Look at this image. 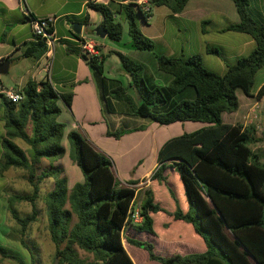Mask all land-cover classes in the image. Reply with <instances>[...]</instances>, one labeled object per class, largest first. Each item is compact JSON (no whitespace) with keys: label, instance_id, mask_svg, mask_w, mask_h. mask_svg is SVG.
Masks as SVG:
<instances>
[{"label":"trees","instance_id":"obj_1","mask_svg":"<svg viewBox=\"0 0 264 264\" xmlns=\"http://www.w3.org/2000/svg\"><path fill=\"white\" fill-rule=\"evenodd\" d=\"M186 1L147 0L144 6L130 1L117 3L113 9L100 2L88 3L100 14L99 24L107 39L118 41L124 22L132 49L150 52L156 69L170 76L167 84H156L143 75L141 63L113 51L128 75L127 86L134 90L136 101L119 80L103 75V62L109 53L80 52L106 114L138 116L159 125L175 121L204 123L168 138L157 150L156 167L148 180L163 184L172 207L155 201L149 186L142 190L138 201L134 187L137 181L120 184L113 175L110 158L77 130L69 131L66 138L68 156L78 166L82 180L67 188L62 166L52 162L64 153L60 143L64 125L57 116L62 107L69 108L71 92L56 91L47 79L27 80L19 89L18 101L0 94L4 129L0 174L8 169L22 171L29 186V191L10 193L6 198L7 211L17 225L13 231L18 233L17 241L27 251L28 260L2 243L0 257L16 264H41L28 238L29 226L38 217L39 198L47 238L53 246L50 264L54 258L56 264H138L135 253L140 257L138 253L142 252L131 251L127 244L142 248L147 260L157 264H264V163L252 149L260 138L252 125L229 124L220 117L222 112L236 110L237 89L245 96L254 90V74L264 65V25L248 12V0H232L238 21L224 30L248 34L254 46L233 63H225L223 73L206 68L199 54L166 56L154 52V42L140 31L137 17L145 20L150 9L160 5L176 13ZM22 44L24 57L36 58L45 50L43 40L37 37ZM205 52L220 56L215 46H206ZM261 96L264 83L255 91L256 98ZM143 127L107 128L105 133L118 138ZM42 159L49 162L47 167L40 168ZM47 179L51 187L40 196V184ZM135 200L138 222L130 219ZM21 201L29 206L23 215L14 206ZM157 212L167 221L164 226L174 221L184 228L189 241L170 235L169 229L163 230L166 247L164 244L162 252H157L150 242L134 238L132 234L139 232L151 240L156 237L153 214ZM192 236L199 239L202 250L177 253L175 250L182 243H190Z\"/></svg>","mask_w":264,"mask_h":264},{"label":"crops","instance_id":"obj_2","mask_svg":"<svg viewBox=\"0 0 264 264\" xmlns=\"http://www.w3.org/2000/svg\"><path fill=\"white\" fill-rule=\"evenodd\" d=\"M130 1H135L137 4L144 6L147 0H0V61H8L6 71L0 74V84L3 87L10 86L4 84L3 76L12 70L9 78L16 81L12 85L13 88L20 89L27 80L47 79L56 91L71 92L69 108L62 107L57 116V120L64 125L60 140L64 153L61 158L52 162L54 165L59 164L62 166L67 188L82 180V174L78 166L69 158L68 152L65 151V147L68 145L66 134L69 131H79L97 150L104 154L110 152L109 148L103 145L104 143L110 144L113 141H121L126 136H136L137 141L123 153V158L133 151L135 152V149L142 147L147 136H149V141L152 142L159 140L163 135L162 129H160L163 128L162 125H157L155 122L143 123V129L123 133L120 135L119 140L106 135L105 118L103 119L100 113L98 88L94 85L85 58L80 55V52H83L78 48V39L87 37L88 23L92 21L96 12L88 6L89 2H100L113 9L117 3ZM252 4L255 7H249L248 2V12L255 20L264 25V0H252ZM29 15L33 17L48 16L52 19L51 31L54 40L47 72L42 68V54L36 58L24 57L21 54L22 43L32 40L27 20ZM117 17L118 15H115V19ZM237 21L238 16L232 0H187L179 12L171 13L166 6L160 5L152 7L149 16L145 20L137 17V24L141 32L153 40L154 46L160 45L163 47V52L156 53L166 56L199 54L203 65L205 66V60L210 62L217 73H223L226 69L225 63H233L237 57L244 55V52L250 51L254 46V40L248 34L224 30L226 26ZM76 23L80 24V28L79 32L76 33L77 36H74L72 34L75 33L73 26ZM95 42L98 46L97 52L103 53L101 47L104 44L98 41ZM209 45L217 47L220 56L206 53L205 48ZM227 51H230L229 55H227ZM210 56H214L215 59H211ZM205 67L211 70V68ZM263 83L264 79L255 86L250 96H245L242 92L238 96L236 92L238 100L236 110L229 113L222 112L220 117L222 122L225 123L233 124L237 122L243 126L252 125L254 127V133L260 140L252 146V149L259 154L260 161L264 163V96L255 97L256 89ZM255 105H258L256 110L258 113L257 121H244L245 113ZM114 116L120 115L107 113L105 120L115 126L121 125L120 123L123 121H128L130 117L124 115L125 117H120L116 121ZM177 122L180 121L167 125L175 126L179 124ZM199 123V127L204 125L202 122ZM136 126L125 124L124 127L132 129ZM149 129H151L150 133L148 132ZM152 131H155V133ZM3 133V121L0 117V139ZM165 140H167V137L155 143V160L146 169L142 165L141 153H134L130 166L123 165L124 161H122L120 155L113 151L111 154L115 163H117V169H124L123 176L127 177L128 180L137 181L134 187L138 201L142 197V190L149 186L153 191L155 201L163 206L166 204L168 207H172V200L163 184L148 180L149 175L156 167L157 150ZM1 151L0 146V154ZM129 168H139L141 171L130 177L128 174ZM10 170L13 169H8L0 174V219L6 218L5 226H7L10 216L6 203V198L11 189L10 179L8 178ZM22 175L23 172H20L21 177ZM176 191L180 197L179 189H176ZM136 203L135 200L133 208H137ZM180 203L184 206L182 199ZM192 239L190 243H182L181 247L175 251L179 254L201 251L202 245L199 239L194 236H192ZM171 249L173 248H169V250ZM138 254L142 257V253Z\"/></svg>","mask_w":264,"mask_h":264},{"label":"rangeland","instance_id":"obj_3","mask_svg":"<svg viewBox=\"0 0 264 264\" xmlns=\"http://www.w3.org/2000/svg\"><path fill=\"white\" fill-rule=\"evenodd\" d=\"M248 2H249V7H251V8L255 7V5L252 4V0H248ZM100 18H101L100 14L96 11L95 16L92 19V21H90L88 23L86 33H87L88 38H91L94 41L102 42L104 44L101 47L103 53H109L103 62V75L105 77L115 78V79L119 80L120 83L126 88V91L133 97V99L135 101L137 100V96H136L134 90L132 89V87L127 86V83L129 80L128 75L126 74V72H124L121 69L118 57L113 53V51H119L120 53H122L126 57H128L129 59H131L135 62L141 63L143 65V69H144L143 75L146 78H148L150 81H153L159 85L167 84L170 76L168 74L160 72L156 69L155 60H154L152 54L150 52L132 49V47L130 46V38L126 32L125 23H123V22L121 23L122 24V32L120 35V39L118 41H111V40L107 39L106 37L99 38V37L95 36L93 33V30L96 26L99 25ZM116 20H118V18H116ZM163 50H164L163 47L160 45L154 46V52H163ZM248 52L249 51H246L243 54L246 55ZM229 54H230V51H227V55H229ZM210 57H211V59H215V58H213L214 56H210ZM204 62H205V66L211 68V70H213V71L216 70L215 67H213V65H211L210 62H207L206 60ZM11 73H12V70H10V72L8 74H4V76H3L4 84L10 85V86H7L8 88H12L13 87L12 85L14 84V82H16L15 80H12L11 78H9ZM263 79H264V65L255 72L254 77H253V87L252 88H255V86ZM236 92H237L238 96L241 95V91L239 89H237ZM98 101H99L100 113H101L103 119L104 118L106 119V113L104 111L103 103H102L100 97H98ZM120 117H125V116L124 115L114 116V120L117 121V119ZM105 119H104V122H105L106 128H109L112 130L116 129V128L126 129V127H124L125 124H129V126H136L139 124L143 125V123H146V122H151L146 118H142V117H138V116H130L128 121H123L120 123L121 125L115 126V125H112L111 123H109ZM117 123H119V122H117ZM177 123H179V124H176L175 126L162 125L161 127H163V128H160V129H162L163 135L161 136V138L159 140H161V139L164 140V138H166V137H167V139L171 138V137L176 136L182 132H189V131L195 130L200 125L199 122H192V121H184V122L182 121V122H177ZM180 124H181V126H180ZM157 125H159V124H157ZM128 132H125V133H128ZM148 132L150 133L151 129H149ZM152 132L155 133V131H152ZM116 139L119 140L120 136ZM137 139L138 138L136 136H132V137L126 136L121 141H118V142L113 141L110 144H106V143L103 144L104 146L108 147L110 150V152L106 153V155L111 160V163H112L111 169H112L113 175H114L115 179L120 184H125V182H127L128 179H127V177L123 176L124 169H117V163H115V160L111 154L112 151L114 153L120 155V157H122V161H124L123 162L124 166H130V164L132 163V157H133L134 153H137V154L141 153L142 154V157H141L142 158V165L145 169L148 168L151 165V163L155 160V154H154L155 147H154V145L159 140H154V141L150 142L149 136L146 137V142L142 147L135 149V152L133 151L132 153L127 154L123 158V153H125V151H127V149L130 146H132V144L134 142L137 141ZM88 142L91 144V142L89 140H88ZM68 150H69V146L67 145L65 147V151L68 152ZM45 161H47V160L44 159L43 162H40V168H44V167L48 166L49 162L48 161L45 162ZM52 165H54V164H52ZM128 170H129L128 174L130 175V177H132L133 174L135 175L136 173L141 171L139 168H129ZM20 172H22V171L14 170V169L10 170V172H8V178L10 179V188H11L10 193L29 191V186L27 185L26 181L20 176ZM50 187H51V180H49V179L44 180L40 184V196L42 195L43 192L48 190ZM14 206L20 215H23L29 211L28 204L23 202V201L15 203ZM36 206H37V209L39 211L38 217H37V220L35 222H32L29 226L28 238L31 241L30 245H31V249H32L33 253H36V254L39 253V258H40L41 264H50V259H51V255L53 252V246L47 238V233H46V229H45L46 220H45L44 210L42 207V202L39 198L36 200ZM3 215H4V212H3ZM5 219L6 218L0 219V243H2L4 246H6L8 248L10 247L12 250L16 249L18 254L20 256H22V258L24 260L25 259L28 260L27 251L17 241L18 233L13 231L17 225L14 223L13 219L9 216V219L7 221V226H5L4 225L5 221H6ZM165 222H167V221L164 220L161 213L157 212V213L153 214V227H154L155 232H156V237H154L153 240H151L150 239L151 237L144 232H139V233H135L132 235L134 238H136L138 240H144V241L150 242L157 252H162L161 247L164 246V244H165L164 239H162L163 236L161 235V231H163V230L169 229L170 235H179L181 238H186V239H188L187 241H189V236L187 235L185 229L181 228L179 225H177L176 224L177 222L172 221L168 225L169 227L164 226ZM7 227H8V234L6 235ZM129 235H130V231H129ZM127 247L129 249H131V251H133L132 249H134L138 252L143 253L142 257H139V256L137 257L136 253L134 252L135 256H136L135 261L138 264H145L147 262H150L149 264H157L156 262H152V261L147 260L146 253L144 252V250H142V248L136 247V246H133L130 244H127ZM165 247H166V244H165ZM125 251H126V249H125ZM0 264H16V263L10 259L0 257Z\"/></svg>","mask_w":264,"mask_h":264},{"label":"built area","instance_id":"obj_4","mask_svg":"<svg viewBox=\"0 0 264 264\" xmlns=\"http://www.w3.org/2000/svg\"><path fill=\"white\" fill-rule=\"evenodd\" d=\"M51 21L52 19L48 16L44 17H34L29 18L28 23L31 30L32 39L34 38H40L43 40L45 45V50L42 53L43 57V64L42 68L45 72L48 71L49 68V61L52 55V46H53V33L51 31ZM78 48L85 54L93 55L97 53L96 49V42L88 37H80L78 39ZM0 94L6 97L7 99H10L11 101H18L21 98L19 88H8L3 87L0 84ZM258 105H255L250 111H247L243 117L244 121H250V122H256L258 113H257ZM130 219L132 222H138L140 220V216L137 212V209L134 208V210L130 213Z\"/></svg>","mask_w":264,"mask_h":264},{"label":"water","instance_id":"obj_5","mask_svg":"<svg viewBox=\"0 0 264 264\" xmlns=\"http://www.w3.org/2000/svg\"><path fill=\"white\" fill-rule=\"evenodd\" d=\"M79 28H80V24L76 23L73 26L74 32L78 33L79 32ZM93 33H94L95 36H97L99 38H103L105 36V30L103 29V27L100 24L94 28ZM7 65H8V61L7 60H1L0 61V74L4 73L6 71ZM52 264H56V258L53 259Z\"/></svg>","mask_w":264,"mask_h":264}]
</instances>
